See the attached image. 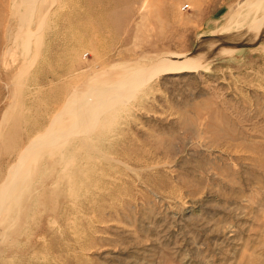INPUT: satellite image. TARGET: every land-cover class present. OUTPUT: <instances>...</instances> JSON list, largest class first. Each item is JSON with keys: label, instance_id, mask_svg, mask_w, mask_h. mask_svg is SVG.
<instances>
[{"label": "rangeland", "instance_id": "obj_1", "mask_svg": "<svg viewBox=\"0 0 264 264\" xmlns=\"http://www.w3.org/2000/svg\"><path fill=\"white\" fill-rule=\"evenodd\" d=\"M0 264H264V0H0Z\"/></svg>", "mask_w": 264, "mask_h": 264}, {"label": "bare ground", "instance_id": "obj_2", "mask_svg": "<svg viewBox=\"0 0 264 264\" xmlns=\"http://www.w3.org/2000/svg\"><path fill=\"white\" fill-rule=\"evenodd\" d=\"M179 57V56H178ZM195 59V58H194ZM164 61H171V62H177V63H184V64H187L189 67H193L194 66V60H190V61H187V60H180V57L179 58H176V57H173V56H168V57H166V59L164 60ZM170 62V63H171ZM187 70H189V68H186ZM27 160L28 159V157H23V159H21L22 160V164H23V166L21 167V168H24V164H25V162L23 163V160ZM24 160V161H25Z\"/></svg>", "mask_w": 264, "mask_h": 264}]
</instances>
